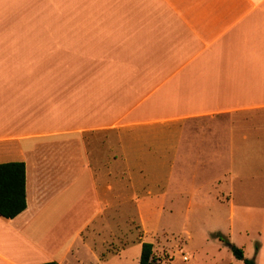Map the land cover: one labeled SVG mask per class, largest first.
Here are the masks:
<instances>
[{"label":"crops","instance_id":"crops-1","mask_svg":"<svg viewBox=\"0 0 264 264\" xmlns=\"http://www.w3.org/2000/svg\"><path fill=\"white\" fill-rule=\"evenodd\" d=\"M93 1L83 0L79 14L93 12L81 25L84 38L97 26V46L88 50L97 70L70 75L78 83L53 70L43 75L41 66L42 53L56 57L73 33L56 38L55 49L40 37L36 56L35 43L10 49L0 32V118L1 105L25 116L7 118L0 130V163H24L26 201L13 219L0 217V264H117L130 245L121 232L125 206L147 234L150 202L172 185L184 195L210 192L192 184L195 175L172 179L176 168L213 170L209 188L229 204L230 219L237 199L257 209L260 258L264 0ZM48 82L45 123L40 96ZM59 89L66 100L53 97Z\"/></svg>","mask_w":264,"mask_h":264},{"label":"rangeland","instance_id":"rangeland-1","mask_svg":"<svg viewBox=\"0 0 264 264\" xmlns=\"http://www.w3.org/2000/svg\"><path fill=\"white\" fill-rule=\"evenodd\" d=\"M82 4L83 0H21L20 7L7 8L6 1L0 0V32L9 36L10 49L19 48L20 45L27 43L28 46L27 44L26 46L29 50L31 44L35 43L36 56L40 54L38 46L40 37L43 42L50 40V47L55 49L56 38L65 37L66 33L70 37L73 33V37L76 39L69 42L68 46L65 43L63 46H59L56 57H51L49 50L46 51L47 57L42 53L41 66L42 71H45L43 75L49 76L56 72L63 75L69 74L66 79L70 81V84L78 83L80 80L74 79L72 76L80 79L81 71L89 74L97 70L96 58L91 57V52H88L90 48L97 46V31H95L97 26H90L88 36L86 38L82 36V21L93 18V12L91 15L82 16L79 14ZM102 19L103 14L101 15ZM76 22L81 23L76 25ZM19 37L23 38L25 42L14 40ZM8 57L10 58V54ZM50 97L51 87L48 82L42 85L40 96L41 119L45 123H48L49 120ZM53 97H58V100H61L60 98L66 100L67 94H62L59 89ZM1 108L3 119L0 118L2 123L0 130H5L8 120L16 122L25 117L24 113L21 116L17 106L9 108V106L1 105ZM148 172L150 173V171ZM170 172L172 179L179 177L182 180L191 179L192 175H195L192 184L207 185V191L210 192L207 194L203 192L202 195H184L180 191V184L172 185L175 188L173 190L171 188L167 195L150 202L149 206L154 205L155 211L153 210L152 213L149 211V216H147V234L143 232L144 226H142V231L140 221L136 231L135 223H132L137 219L135 208L125 206L123 212L126 215L122 217L121 232L123 238L129 239L130 245L123 250L121 258L116 260L117 264H139L141 242L136 241L137 234L138 239L143 236V242L152 243L155 264H243L241 260L233 257L224 242L214 237L216 234H220L223 238L230 240L231 244L241 248L245 258L254 259L256 264H264L261 260V257H264V252L261 253L260 258L257 257L261 237L257 233L256 208L243 206L242 201L244 200L237 199L234 205V217L230 219L229 204L225 201L218 202L212 193L213 188H209V184L214 178L213 170H180L176 168ZM162 173L163 176L165 173L167 175V170H163ZM153 178L156 179L154 176ZM161 180H163L162 174ZM156 188L157 185H154V191ZM100 241L98 238L96 243L99 244ZM107 250H111V248L109 247Z\"/></svg>","mask_w":264,"mask_h":264},{"label":"trees","instance_id":"trees-1","mask_svg":"<svg viewBox=\"0 0 264 264\" xmlns=\"http://www.w3.org/2000/svg\"><path fill=\"white\" fill-rule=\"evenodd\" d=\"M26 208L25 201V165L23 162L0 163V217L13 219ZM231 251L233 257L241 260L243 264H256L254 259L244 257L243 250L230 243L228 239L220 234L214 236ZM152 243L143 242L139 264H155ZM42 264H57L47 262Z\"/></svg>","mask_w":264,"mask_h":264},{"label":"built area","instance_id":"built-area-1","mask_svg":"<svg viewBox=\"0 0 264 264\" xmlns=\"http://www.w3.org/2000/svg\"><path fill=\"white\" fill-rule=\"evenodd\" d=\"M186 259V258H185Z\"/></svg>","mask_w":264,"mask_h":264}]
</instances>
